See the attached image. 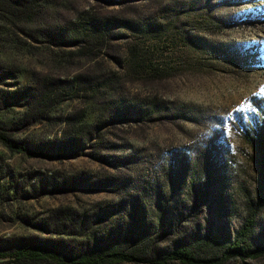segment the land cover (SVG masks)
Returning <instances> with one entry per match:
<instances>
[{"label": "rangeland", "instance_id": "obj_1", "mask_svg": "<svg viewBox=\"0 0 264 264\" xmlns=\"http://www.w3.org/2000/svg\"><path fill=\"white\" fill-rule=\"evenodd\" d=\"M0 126V244L264 264V0H0Z\"/></svg>", "mask_w": 264, "mask_h": 264}, {"label": "trees", "instance_id": "obj_2", "mask_svg": "<svg viewBox=\"0 0 264 264\" xmlns=\"http://www.w3.org/2000/svg\"><path fill=\"white\" fill-rule=\"evenodd\" d=\"M45 89V88H44ZM49 97L50 93H45V97ZM0 142L6 146L9 150L25 153L30 156H46L47 154L40 149L27 146L21 141H16L8 134V129L4 126H0ZM74 140L71 141L73 143ZM67 149L63 148L62 152ZM253 224V218L247 219L242 225L241 230L234 236L232 242L228 244L224 250V256H234L244 261L248 258H255L258 255L264 254V243L252 245L246 239L238 238L239 234H249L251 226ZM195 242H190L186 239H181L178 243H175L171 250L167 253V257L172 260H178L183 263L198 264L201 262H208V260L199 257L194 250L196 247ZM78 254H73L72 251H59L58 247H51L47 241L44 243L36 237L30 239L21 238L19 241H15L10 244H0V261L9 257L13 258V261L23 264L29 261H49L53 264H118L121 262H139L142 261L140 256L132 252H127L114 247L111 250L96 252L95 249L89 250ZM166 260H164L165 262ZM158 263V264H164Z\"/></svg>", "mask_w": 264, "mask_h": 264}]
</instances>
